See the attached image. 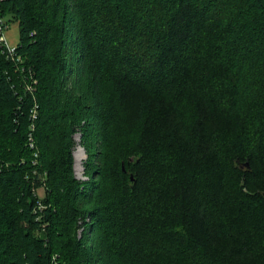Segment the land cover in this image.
I'll return each instance as SVG.
<instances>
[{"label":"trees","instance_id":"16d2710c","mask_svg":"<svg viewBox=\"0 0 264 264\" xmlns=\"http://www.w3.org/2000/svg\"><path fill=\"white\" fill-rule=\"evenodd\" d=\"M0 17L20 29L19 60L0 47V264H264V0Z\"/></svg>","mask_w":264,"mask_h":264},{"label":"rangeland","instance_id":"374dc122","mask_svg":"<svg viewBox=\"0 0 264 264\" xmlns=\"http://www.w3.org/2000/svg\"><path fill=\"white\" fill-rule=\"evenodd\" d=\"M3 35H4L5 40L9 46H15L19 42V39H20V29H19L18 23L14 20H10L7 24V27L3 31ZM29 78H30V82H28L26 84V87H27L26 89L29 91H33L34 90V84H36L37 81L35 78L32 77V75ZM35 107L34 106L32 107L31 119H33L35 117V109H34ZM74 141H75V145H74L73 150H72V156H73V160H74V162H73V173L77 179L83 181V180L87 179L86 175L84 174V162H85L87 153L85 151V148H84L85 146H84L83 141L81 139V133L80 132H77L74 134ZM78 147H80L83 150V157H82L80 162H77L76 158H75V153L77 152ZM132 178H133V176H132ZM35 192L38 196L42 197L43 193H44V186H40V187L36 188ZM46 225H48L47 222L43 224V226H46ZM79 232L80 233L83 232V226H81L79 228Z\"/></svg>","mask_w":264,"mask_h":264},{"label":"built area","instance_id":"2783aa9c","mask_svg":"<svg viewBox=\"0 0 264 264\" xmlns=\"http://www.w3.org/2000/svg\"><path fill=\"white\" fill-rule=\"evenodd\" d=\"M7 27L3 19L0 17V47L3 49V51L6 53V55L14 60H19V57L16 55V45L15 46H9L8 43L5 40V37L3 35L4 29ZM30 145L32 146V142H30Z\"/></svg>","mask_w":264,"mask_h":264},{"label":"bare ground","instance_id":"6f19581e","mask_svg":"<svg viewBox=\"0 0 264 264\" xmlns=\"http://www.w3.org/2000/svg\"><path fill=\"white\" fill-rule=\"evenodd\" d=\"M82 157H83V150L80 147H78L77 152L75 153L76 161L80 162Z\"/></svg>","mask_w":264,"mask_h":264},{"label":"water","instance_id":"95a60500","mask_svg":"<svg viewBox=\"0 0 264 264\" xmlns=\"http://www.w3.org/2000/svg\"><path fill=\"white\" fill-rule=\"evenodd\" d=\"M245 165L248 166V163L246 162ZM130 178L132 179V175H130Z\"/></svg>","mask_w":264,"mask_h":264}]
</instances>
